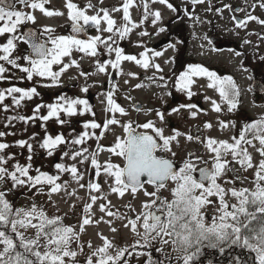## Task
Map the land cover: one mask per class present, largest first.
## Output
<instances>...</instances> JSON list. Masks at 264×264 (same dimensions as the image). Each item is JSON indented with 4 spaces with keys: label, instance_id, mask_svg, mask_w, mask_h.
I'll return each instance as SVG.
<instances>
[{
    "label": "snow or ice",
    "instance_id": "snow-or-ice-1",
    "mask_svg": "<svg viewBox=\"0 0 264 264\" xmlns=\"http://www.w3.org/2000/svg\"><path fill=\"white\" fill-rule=\"evenodd\" d=\"M158 2L172 8L167 0H158ZM193 2L202 3L203 0H193ZM3 3L4 0H0V4ZM19 3L26 8L39 10L48 17L63 15L59 11L47 10L45 5L48 0H19ZM132 6L133 0H124L122 11L125 23L118 27L116 20L111 17L107 9L100 10L103 12L102 16L99 12L95 15H88L86 14L87 9H81L72 0H66L67 19L71 21L73 35H53L55 30L45 27L43 34H47L48 39L43 42H37L38 34L35 31L23 30L25 24L36 23L35 15L30 12L9 10L12 8L11 5L0 7V38H2L0 61L11 65L12 68H18L25 74L28 81L39 77L41 81H51L54 85L59 82L61 75L69 67H78L74 60L65 63V57H70L73 51L96 57L100 54L99 46L104 45L109 54L115 53V59L105 62L97 61L96 71L98 73H104L109 64L113 69H118L122 61L134 62L146 70L149 67H154L156 71H162L159 64L151 63L152 58L162 54L160 52H153L152 57H149L148 53L151 50L146 49L137 58L134 55H125L118 46L113 47L115 43L113 35H119L123 39L133 28L138 26L131 19L129 9ZM88 7H92V5L89 4ZM261 7L264 8V0L261 2ZM144 9L147 15V4L144 5ZM114 11H120V9H114ZM151 15L154 17L153 23L160 19L159 12H153ZM247 20H256L257 23L264 25V20H259L255 16L249 15ZM247 20L239 21L237 27L245 25ZM102 22L106 27H102ZM89 25L95 27L98 33L106 32L110 35L107 38H103L101 35L89 36L87 39L79 38L80 34L86 31V26ZM160 31L163 32L164 29L161 28ZM141 35H147V33H141ZM247 42L245 41V43ZM21 43L27 45L31 50L28 55H19L17 50ZM18 60H23L25 65L19 64ZM54 66H59V70H55ZM5 72V67L0 65V79L5 78L3 75ZM130 75L134 74L130 73ZM194 78H206V87L218 93L220 100L228 106L229 112L237 108L240 92L232 77H220L204 66L189 65L175 79L177 91L186 92L191 97L194 94L190 90L195 82ZM160 79L163 80L164 77L161 76ZM52 85L43 84L45 87ZM82 91L87 92V88H83ZM6 94L12 97L14 105L19 106L21 101L31 100L38 93L35 87L27 89L10 87L0 91V103L6 99ZM205 99L209 98L205 97ZM107 105L106 111L112 113V116L106 119L103 125L94 120L83 125L84 129L102 128L99 135H96L95 132L85 131L70 142L72 145H82L88 139L95 138L98 145L97 150L91 153L88 148L74 150L70 158L76 160L77 157H80V164L90 161L97 177L100 176L102 169L105 176L112 181L109 185L112 193L123 197L125 192L130 190L135 196L138 191L143 190L146 197L152 198L142 204L141 211L135 219H128L124 224L125 228H129L144 241L140 246L147 247L151 240L157 238L163 244L171 243L175 252L182 253V256L179 257L182 264H193L201 248L205 246L219 248L221 252L225 250V247H240L254 254L253 264H264V117L254 123L245 124L239 132V136H233L231 142L213 138L203 141L208 153L211 154V163L202 157L191 158L192 154H189L190 158L184 160L177 167L174 160L158 153H171L174 157L176 153L172 150V143L175 141L177 145L179 144L178 137L183 135L181 132L174 131L173 135L165 136L163 129L156 127L152 121L137 125L138 128L144 129L143 132H138L131 123L121 125V122L116 119V113L124 116L126 112L112 99L111 92L107 96ZM41 107L44 105H37L33 110V116H21L19 119L27 123L30 119L47 122L55 118L56 122L63 125L66 121L61 118V114L73 117L83 116L86 112L92 111L87 100L65 96H60L56 103L48 104L46 115H38ZM187 107L195 108L196 106L190 104ZM212 110L214 112L221 111L220 104L215 100L212 101ZM157 116L163 120L161 113L157 112ZM111 125H121L124 136L116 137L112 147L103 148L99 146V140L103 138L104 131ZM204 127L207 129L212 125L206 123ZM221 127L225 128L227 125L221 123ZM149 130L152 134H149ZM3 135L4 133H0V136ZM187 139L194 138L187 136ZM254 140L259 142L256 151L261 157L258 164L255 165L248 148L244 147L245 145L255 147ZM66 143L68 142L62 135L54 137L45 135L40 146L51 156L60 145ZM18 144L23 148L26 142L19 141ZM8 147V144L0 143V152ZM27 148L29 153L33 151L31 144H27ZM100 151H107L120 158L122 164L113 163L111 160L101 164L97 159ZM85 153H89V155H85ZM63 155L68 156L69 153L64 152ZM229 156L231 161L228 159ZM31 158L29 155L28 159L31 160ZM197 162L203 166L198 167ZM232 163L239 164L244 171L255 168L254 179L251 181L254 185L253 188H227L224 183H228V181L221 183L227 172H236L234 167H230ZM5 164V158L0 156V182L6 183L8 179L12 182L7 191L0 190V264H81L77 260V251L71 248L73 241L79 239L72 226L62 224L61 217L50 218L42 208L35 204L30 208L14 207L6 198L8 192L18 186L35 188L37 192H42L43 186L48 185L49 195L59 192L62 185L57 181L60 179L59 174L64 172L70 173L73 179L79 183L83 179V174L79 172L77 166L68 167L58 163L55 165L57 175H49L37 169V174L33 176L30 175V165L16 164L15 170L9 171L3 166ZM105 182L107 183L108 180L106 179ZM169 182L174 185L170 190L171 200L159 195L160 190L168 188ZM146 184L156 190L147 191ZM84 186L80 185L82 188ZM87 187L90 193L101 190L98 183L89 182ZM97 199L100 197L91 195V203L84 207L85 215L80 224L81 232L84 231L85 225L93 222L90 219V210ZM230 200L234 202L230 203ZM209 206L214 208L210 221L206 217ZM106 207L101 204L100 211L105 212ZM106 214L114 215L111 211H107ZM20 229L24 231H20ZM29 229L34 230L35 233L31 238L24 235V232ZM139 229H143V231L141 232ZM112 231L117 230L113 228ZM101 239L103 246L92 251L86 264H119L127 249L118 250L113 256L109 253L113 244L104 237ZM137 243L139 244V241ZM238 264H243V262H238Z\"/></svg>",
    "mask_w": 264,
    "mask_h": 264
},
{
    "label": "rangeland",
    "instance_id": "rangeland-1",
    "mask_svg": "<svg viewBox=\"0 0 264 264\" xmlns=\"http://www.w3.org/2000/svg\"><path fill=\"white\" fill-rule=\"evenodd\" d=\"M79 8L87 9L86 14L95 15L97 12L103 15L101 9H107L111 17L116 20L117 26H123V11L122 6L124 0H72ZM227 7L226 10L214 8L215 0L208 1L207 4L197 7L193 12L186 10L188 8L186 0H167L172 8H168L167 4H160L158 0H133V6L129 9L131 19L138 26L133 28L123 39L119 35H113V47H120L125 55H134L139 58V54L146 49L151 51L148 53L152 57L153 52L162 53L158 57L151 59L152 64H159L162 71H156L154 67H149L147 70L131 62V67H128L121 62L118 69H113L109 64L104 73L96 71L97 61L105 62L115 59V53L109 54L104 47L100 45L96 57L86 56L81 52L73 51L70 57H65L64 62L70 63L72 60L76 62L78 67H69L59 79V82L52 85L51 81H41L39 77H35L33 81H28L25 74L20 72L18 68H12L11 65L0 61V65L5 67L6 72L3 74L4 79H0V91H4L10 87H21L24 89L35 87L37 95L31 100L21 101L19 106L12 102V97L7 96L6 99L0 103V143L8 144L9 147L0 156L6 160L3 165L9 171L15 170V165L21 166L30 165V175L35 176L36 170L48 173L49 175H57L55 165L58 163L65 164L68 167L76 165L79 172L83 174V179L77 183L70 173H60V179L57 183L62 185L59 192L49 195V186L44 185L42 192H37L35 188L29 189L26 186H18L12 189L7 194V199H17L18 204L30 208L33 204L42 208L47 216L61 217V222L65 226H72L79 236L78 240H74L71 248L77 251V260L81 264H85L87 258L92 251L98 247L103 246L101 237L106 238L113 244V248L109 249V253L116 255L118 250L123 248H132L144 241L125 228L124 224L128 219H135L140 213L141 206L145 202L150 201V197L144 195V191H138L135 196L131 191L125 192L121 197L117 193L110 191L109 185L112 183L108 179L103 170L99 177L95 175V169L92 168L90 161H85L83 164L79 163L80 157L76 160L71 159V154L74 150L81 148H88L89 153L97 150V140L95 138L88 139L82 145L72 144L60 145L53 155L49 156L47 152L41 148V143L45 135H59L64 134V138L73 140L78 138L80 134L85 131L90 133L95 132L96 135L103 130L101 129H84L83 125L89 121H95L101 125L105 120L111 118L112 113L106 111L107 96L109 92L112 93V99L125 109L126 115L121 116L116 113V119L122 124L131 123L133 128L143 132L144 129L138 128L137 125L152 121L156 127L162 128L165 136L174 134V131H179L183 135L178 137L179 144L174 141L172 143V150L176 153L173 157L171 153H161L174 160L177 165H181L184 160L188 159L190 153H193L204 160L211 163V154L203 145L201 146L198 140H188L187 136L196 135L202 142L208 138L217 140L232 141L233 125L227 123L228 118L222 117L221 111L214 112L212 110V101L215 100L220 107L224 106L220 100L218 93L213 89L206 87V78H194L195 82L191 86V91L194 93L191 97L183 91H174L176 77L184 72L189 65H201L208 70L215 72L218 76H230L244 78L247 72L242 70L239 64L240 58L250 59L254 56L251 52L245 53L244 56L237 55V52L230 49V46L240 44L244 39V31L237 30L231 21V14L233 13V4ZM66 0H48L45 8L50 11L62 12V16H45L39 10H32L26 8L24 5L18 3L14 10L30 12L36 17V23L31 22L23 26V30L27 27L34 28L40 33H43L45 27L54 29L53 35H70L71 21L67 19V8L65 7ZM92 7H88V5ZM148 6V14H145L144 5ZM120 9V11H114ZM216 9V10H215ZM153 12L160 13V19L153 23ZM142 21V23H141ZM102 27L106 25L102 22ZM130 27V26H129ZM164 31L161 32L160 29ZM147 33V35H141ZM85 34L87 39L89 36L101 35L107 38L110 34L106 32L98 33L95 27L86 26ZM210 37H218L220 40L215 44L216 50H213ZM41 39L46 41L48 36L41 34ZM250 44L256 42L255 37L247 38ZM2 41V38H0ZM109 43H112L109 41ZM227 43V45H225ZM50 46V45H49ZM227 46V47H226ZM248 47V46H247ZM246 47V48H247ZM248 50L250 48H247ZM19 55H27V47L21 43L18 46ZM180 51V52H178ZM15 55V53H14ZM242 56V57H241ZM21 65H25L23 60L17 61ZM128 67V68H127ZM55 70H59V66H54ZM84 73L85 75H82ZM130 73L134 75H130ZM164 79L161 80L160 77ZM50 84L52 86L45 87L43 84ZM139 85V87H138ZM87 88V92L82 91ZM18 96V94H16ZM60 96L73 97L85 99L88 101L91 112H86L83 116L77 115L67 117L61 114V118L66 121L63 125L56 122L55 118L45 122L40 119H30L25 123L19 117L33 116V110L37 105H44L41 107L38 115H46L48 104L56 103ZM176 96V102H172L171 97ZM208 97L209 99H205ZM90 99V100H88ZM140 104L141 111H134L133 106ZM195 105V108H189L187 105ZM200 105L202 111L197 109ZM6 106V107H5ZM176 109L177 111H173ZM222 109V108H221ZM224 110V109H223ZM157 112L163 115V120L157 116ZM264 112V105L260 109L252 110V113L259 114ZM94 113V115H93ZM195 113V116H193ZM211 124V128H205V124ZM221 123L226 124L227 127L222 128ZM121 125H111L104 131V136L99 140V146L103 148L112 147L116 137H123L124 132ZM76 131V132H75ZM150 132V130H149ZM19 141H25V147L21 148ZM27 144H31L33 151L29 153ZM259 143L255 147H250L248 150L253 157V163L258 164L261 157L256 151ZM69 153L64 156L63 153ZM85 153V155H89ZM31 155V160L28 159ZM11 157V159H9ZM231 161V157H228ZM97 159L101 164L111 160L113 163L122 164L120 158L113 156L107 151H100ZM198 167L201 166L199 162ZM236 172L239 175V181L232 179L230 172H227L221 181H228L224 183L227 188L231 187H247L253 188L252 180L254 179L255 168L244 171L239 164L233 163ZM247 179H244V178ZM106 179L108 182L106 183ZM89 182L98 183L101 186L99 192L89 191L87 185ZM11 180L0 182V189L7 191L11 187ZM85 185L83 188L80 185ZM171 182L168 183L167 189L160 190L159 195L168 200L171 196ZM147 191L153 192L155 189L145 187ZM95 195L100 197L90 210V219L92 223L84 226V231H80V224L84 218V207L91 203L90 196ZM215 199V198H212ZM230 203L234 201H229ZM106 205L105 212L100 211V205ZM130 205V207H129ZM107 211H111L114 215H107ZM214 213V208L209 206L206 217L210 221ZM123 217V218H121ZM115 228L117 231L113 232ZM20 231H24L20 229ZM143 231V229H139ZM32 233L33 230L26 231ZM156 240H159L157 238ZM154 241V240H153ZM91 245V247H89ZM163 253L170 254L172 252V245L163 244ZM144 256L139 254L133 255L135 264L140 263V259Z\"/></svg>",
    "mask_w": 264,
    "mask_h": 264
},
{
    "label": "flooded vegetation",
    "instance_id": "flooded-vegetation-1",
    "mask_svg": "<svg viewBox=\"0 0 264 264\" xmlns=\"http://www.w3.org/2000/svg\"><path fill=\"white\" fill-rule=\"evenodd\" d=\"M210 0H203L202 3H194L193 0H186L189 11L193 12L195 8L204 6L208 3ZM233 4V13L231 14L230 18L232 23L234 24L235 28L237 30L244 31V39L241 40L242 42L238 45L230 46L229 48L239 53L238 57L240 58V55L244 56L245 53L251 52L254 56L248 58H244L239 61V64L242 66V70L247 72V76L244 78V83L242 78L232 77V79L235 81L239 88L240 95L238 97V106L233 111H228V106L224 104L221 108V116L227 117V123H232L233 132L232 137L239 136V132L243 129L245 124L248 123H254L257 120L264 117V112H260L259 114L252 113V110L260 109L264 105V25L257 23L256 20H247L248 16H255L259 20H264V8L261 7L262 0H234ZM216 3H214V8L218 7L221 10H226L227 7L231 4L232 0H215ZM218 9V8H216ZM215 9V10H216ZM247 20V23L245 25H242L241 27H237V23L239 21ZM255 37L257 40L255 43L250 44L247 38ZM214 38L212 45L213 50H216L217 47L215 44L220 40L218 37H210V39ZM245 41H248L245 43ZM211 43V42H210ZM227 45V43H225ZM248 46V47H247ZM227 47V46H226ZM250 48L249 50L247 48ZM180 52V51H178ZM241 56V57H242ZM224 77V76H222ZM174 91H176L175 85L173 86ZM172 102L176 100V96L171 97ZM176 102V101H175ZM199 110L202 111V108H200V105L197 106ZM224 109V110H223ZM135 111V110H134ZM141 111V110H139ZM137 112V111H136ZM136 129V128H135ZM136 131H138L136 129ZM76 132V131H75ZM140 132V131H138ZM149 134H152L149 132ZM64 135V134H59ZM194 140H198L199 144L202 146L203 142L201 139H197V136H193ZM249 138H251L249 136ZM66 140V139H65ZM68 143L71 144V139L66 140ZM258 141H253V145H257ZM65 144V145H66ZM75 145H72L71 148L74 149ZM244 147H247L248 149L251 146L245 145ZM159 155L161 153H158ZM192 154L191 158L197 157V155ZM199 157V156H198ZM190 158V156H188ZM229 159V158H228ZM176 164V163H175ZM177 165V164H176ZM180 165H177L179 167ZM203 164H201L200 167H202ZM230 167H234L233 163L230 165ZM232 175V179L239 181V175L237 172L233 173L230 172ZM150 187L152 189H155L152 186H145ZM156 190V189H155Z\"/></svg>",
    "mask_w": 264,
    "mask_h": 264
},
{
    "label": "trees",
    "instance_id": "trees-1",
    "mask_svg": "<svg viewBox=\"0 0 264 264\" xmlns=\"http://www.w3.org/2000/svg\"><path fill=\"white\" fill-rule=\"evenodd\" d=\"M41 34L47 36V34ZM16 200L17 199H11L9 201L14 207L27 208L22 204H18ZM34 234V230L32 233L24 232V235L29 238L33 237ZM143 243L137 244L132 248H123L127 249V251L119 264H135L133 260L134 254L144 256L140 259L139 264H149L150 261L151 264H182V261L179 259V257L182 256V253L175 252L173 249L170 254L166 252L163 253L164 250L161 246V241L151 240L147 247H141L140 245ZM253 256L254 254L249 253L247 250L240 247H225V250L221 252L219 248L205 246L201 248L200 253L196 256L193 264H238V262H243V264H253Z\"/></svg>",
    "mask_w": 264,
    "mask_h": 264
},
{
    "label": "water",
    "instance_id": "water-1",
    "mask_svg": "<svg viewBox=\"0 0 264 264\" xmlns=\"http://www.w3.org/2000/svg\"><path fill=\"white\" fill-rule=\"evenodd\" d=\"M15 4H16L15 3V0H4V3L3 4H0V7H7L8 5H11L12 8L9 9V10H13V8L15 7ZM24 31H35L38 34V36H37V42H43L44 41V40H42L39 37V32L36 29L27 27V28L24 29ZM69 32H70V35H73V33L71 32V28H70ZM79 38L85 39L86 38L85 32L81 33L80 36H79ZM213 41H214V38H211L210 39L211 44L213 43ZM26 47H27L28 54H29V52L31 50L28 48L27 45H26ZM88 100H90V99H88ZM141 109H142V107H141L140 104H136V105L133 106V110H135V111H139Z\"/></svg>",
    "mask_w": 264,
    "mask_h": 264
},
{
    "label": "bare ground",
    "instance_id": "bare-ground-1",
    "mask_svg": "<svg viewBox=\"0 0 264 264\" xmlns=\"http://www.w3.org/2000/svg\"><path fill=\"white\" fill-rule=\"evenodd\" d=\"M123 63L125 64V65H127L128 67H131L132 65H131V62H129V61H123ZM127 67V68H128Z\"/></svg>",
    "mask_w": 264,
    "mask_h": 264
}]
</instances>
